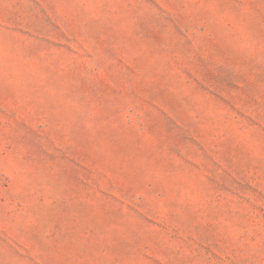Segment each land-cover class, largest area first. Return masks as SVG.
<instances>
[{"label":"rangeland","instance_id":"1","mask_svg":"<svg viewBox=\"0 0 264 264\" xmlns=\"http://www.w3.org/2000/svg\"><path fill=\"white\" fill-rule=\"evenodd\" d=\"M0 264H264V0H0Z\"/></svg>","mask_w":264,"mask_h":264}]
</instances>
